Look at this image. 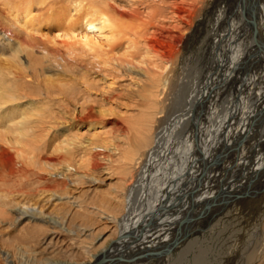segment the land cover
<instances>
[{"label":"bare ground","instance_id":"obj_1","mask_svg":"<svg viewBox=\"0 0 264 264\" xmlns=\"http://www.w3.org/2000/svg\"><path fill=\"white\" fill-rule=\"evenodd\" d=\"M47 1L0 0V264H69L52 257L63 237L87 257L73 264H147L155 250L171 264L172 238L263 164L264 0H239V16L217 22L235 35L223 33L205 67L217 80L203 85L185 75L182 36L214 0ZM248 122L238 171L224 146ZM261 229L240 264H264Z\"/></svg>","mask_w":264,"mask_h":264},{"label":"rangeland","instance_id":"obj_2","mask_svg":"<svg viewBox=\"0 0 264 264\" xmlns=\"http://www.w3.org/2000/svg\"><path fill=\"white\" fill-rule=\"evenodd\" d=\"M27 1L28 0H14V2H20L21 4L27 3ZM50 1L51 0H48L47 4H49ZM56 1H57V4H55V10H63V9L67 10L70 7V4L67 2V0H56ZM216 2L217 1L214 0L215 8L213 10L212 8H209V9L206 8L204 13H201L199 17L194 18L193 20L194 22L192 26L188 27L189 31H187V33H185L182 36L184 43L181 45V49L183 52V57H185V60L183 63V67L184 69H186L185 75L188 76L187 79L193 78V80L191 79V81L193 82L195 81L194 83H197V84H200V83H202V85L206 84V81L208 79L210 80L213 79V82L217 80V78L214 80L215 77H211L207 79L205 78L204 80L205 67L208 65L212 66L211 63L215 64L221 59L220 54L222 51L220 49V43L223 42L222 40H224L225 38L224 35L227 37L230 36L231 33L232 35H235V32L234 33L233 31L230 32L228 28L226 29V27L222 31V29L217 27V22L224 20V18L226 17V12H229V10H231L230 13H236L238 17L240 13V9L237 3L239 2V0H218L217 4ZM47 10H48V7H46L45 5L35 6L33 17L39 18V16L47 15L48 14L46 13ZM73 14L75 16L74 12L72 13V15ZM137 23L138 22H136L135 25L133 23L132 25L136 27L143 25V24L141 25L140 22L138 24ZM218 33H219V36H218ZM180 34H183V33H179V35ZM131 53L133 54V56L134 54L136 56V51H131ZM138 54L139 53H137V55ZM124 60L131 61L129 58L124 59ZM196 64L198 65V67ZM257 70H255V72ZM244 71H245V74L249 72V70L247 69H244ZM54 73L55 72H52L50 74H54ZM179 73L182 74V71H180ZM182 75L184 76V74ZM244 83L245 82H240L239 84H236L237 86L235 87L237 88V92L241 91V89L243 90L242 85ZM224 86H226V84H224ZM235 87L232 86L229 89L233 92L236 89ZM190 90L192 92V88H190ZM223 90L224 88H222V91ZM224 104L228 105L227 102H225ZM239 110H241V108ZM237 114L235 113V116H237ZM251 122L253 121L251 120ZM251 122H248V127L245 129H242V127L236 126L237 124H235V127H236L235 129H236V132L238 133L236 134L234 140L230 139L231 142L230 140L228 141L229 146L228 145L224 146V150L227 149V154H228L227 157L230 160L228 164L230 166L237 164L236 167L240 165L238 166L239 168L237 167L238 171L242 170L243 168L242 166L247 164L246 162L249 156H251L252 154V152H249L250 146H252L250 145L251 141L250 140L247 141L250 145L248 148H246L247 143H245L244 148L239 147V149L237 150H233V149L235 146H238L242 142L243 139H248L247 136L249 135V133L253 132V127H251V124H252ZM242 132L244 133L241 134ZM186 149L187 150H185V155H187V159L185 160H188L189 157L191 158L190 154H193V152H195L196 159L197 158L199 159L196 148H193L191 152H189L188 147H186ZM228 150H230V152ZM234 152H235V156H234ZM231 153L233 156L231 155ZM240 158L241 160L239 161ZM210 161L211 159H209L207 163L209 164ZM207 163H204V164L206 165ZM262 163L263 164L259 170L255 171L253 174H251L248 177H245L244 172H243L244 176L241 173L240 176L243 177L242 181L240 183H234L233 185L229 186L231 187V190H228L222 196L221 200L217 201L218 204L221 202L224 205L223 208H217L214 213L210 212L206 214L208 218H206L205 216V219L194 222V224L192 226L190 225L189 227H187L186 230H184V232L180 236L178 235L172 238L173 240H171L170 244L167 246L168 253L170 254V259L172 261L171 264H177V263L178 264L180 263L181 264H228V263L234 264V262H236L237 264H240V261L238 259L240 255H241L240 257L241 260H244V258H246V257H243L244 254L249 256V254L254 251L255 245L257 244V241H258L257 239L258 231L262 230L261 227L264 224V157H263ZM105 188L107 187L105 186ZM237 190L240 192H238ZM221 209L223 210L221 211ZM186 220L184 219L183 221L185 222ZM104 227L105 225H103V222H102V223H97L96 225H94L93 229H95L96 232L98 231L97 232L98 234L103 233L102 235H104L105 236L104 238H106L111 234L109 233L110 229L108 228V226L105 228ZM159 228L158 226H154L153 227L154 230L151 227H150L151 230L150 229L149 230L150 232L154 233V231L158 232V230H160ZM114 237L115 239L118 238L116 235V232L113 233V235L111 236V239H113ZM146 237L147 236H145V238ZM149 238L151 239V237ZM62 240L64 243L60 242L56 246L58 247L55 251V253L57 252V254L56 255L52 254V257L55 258V260H59V261H62L64 263H69V264L87 260L86 259L87 257L83 254L81 250H77L78 252L75 251L76 254L72 252L70 247H73V244H75L76 241H72L68 237H63ZM145 241L147 242L149 240L145 239ZM91 243H92V240L88 238L87 240H85V244L89 245L88 246L89 248L92 247V245H90ZM191 246L192 248H190ZM136 248L138 249L137 246ZM148 253L150 254L149 255L150 260L147 264H165V262L161 259V257H163L164 252L160 254V256L162 255L161 257L157 255L156 250L152 251V253H154V256H151L152 253L150 252ZM241 253L243 254V256ZM120 257H121L120 262L118 260L116 264H134L133 261L137 262L135 259H133L134 256L133 257L132 256H123V257L120 256ZM233 257H236V258H233Z\"/></svg>","mask_w":264,"mask_h":264}]
</instances>
